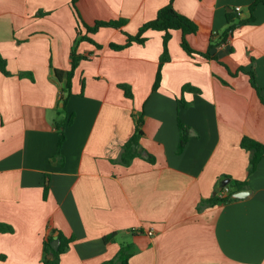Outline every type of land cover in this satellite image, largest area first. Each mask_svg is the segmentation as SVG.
<instances>
[{"label":"crops","instance_id":"0c3cea01","mask_svg":"<svg viewBox=\"0 0 264 264\" xmlns=\"http://www.w3.org/2000/svg\"><path fill=\"white\" fill-rule=\"evenodd\" d=\"M256 1L79 0L85 25L123 22L95 34L81 24L92 43L79 42L72 0H0L10 73L0 70V225L13 229L0 234V264H42L52 234L71 241L59 264H264V157L250 174L241 146L245 137L264 145V3L252 16ZM171 2L201 28L187 35L190 47L210 58L189 56L172 30L154 90L164 32L110 46L125 45ZM230 18L246 23L218 45ZM73 49L86 59L62 111L55 71L71 69ZM71 115L59 146L56 122ZM139 119L142 156L127 165L124 146ZM235 181L247 183L248 197L204 205Z\"/></svg>","mask_w":264,"mask_h":264},{"label":"trees","instance_id":"16d2710c","mask_svg":"<svg viewBox=\"0 0 264 264\" xmlns=\"http://www.w3.org/2000/svg\"><path fill=\"white\" fill-rule=\"evenodd\" d=\"M78 2H79V0H72V7L75 11L77 23H78L77 32H78V36H80L79 42L89 41V42L94 43L87 35H82L81 24H83V26L86 28V32H87L86 34H95L101 28H106V27L119 28L123 24V22L121 24L120 22H115V21L114 22H98L95 24V26L89 27V26L85 25L84 23H82L80 14L78 12V7H77ZM260 3H264V0H257L255 3H253L250 6L249 10H250L252 16H253V13H254L256 7ZM231 22L232 21L230 18L229 23L231 25L228 27L227 31L221 36V39H220V42L218 43V45L224 43L227 40L231 31H234L237 27L246 23L245 21L239 22L237 24H232ZM148 30L164 32V34H165L164 42H163L164 43L163 44L164 45V52H163L161 59H160V67L158 70L154 90L158 89V87L160 86L162 66L165 63L170 61V55L168 52V43H169L170 38H171L170 32L172 30H180L182 32V34H183L182 48L189 56H192L194 54H200L207 59L210 58L209 53H199L190 47V45L187 41V35L197 34L198 32L201 31V28L196 23H194L193 21L188 19L187 17L178 13L173 7V2H171L168 6L162 8L160 10L154 21L144 24L140 28L137 35H134V36L127 35L128 40H127V43L125 45L118 46L115 44H111L110 47L115 51H121V50H124V49L130 47L133 43L144 45L146 40H147L144 37V34ZM97 47H99V45ZM213 47L214 46L212 44L211 48H213ZM84 59H86V58L84 56L79 55L77 53L76 49H73L71 52V56H70L71 69L67 73L62 72V71H58V70L55 71V76H56V79L58 80V82L65 84L64 88L62 89V92L64 94H66V98L63 100L64 107H63L62 111L66 110L65 108H66L67 99L72 95V81L74 78L75 70L77 69L79 63ZM0 70L5 76H10V73L6 70V61L1 56H0ZM241 71L249 74L250 83H251L252 87L260 95L261 89L258 87V85L255 81V76H254L253 72H246L243 68L241 69ZM119 87L124 91L126 97H128V98L133 97L131 89L128 86L119 85ZM185 92L186 93H193V92H195V89L192 87H186V88H184V93ZM179 101L182 103V105L185 108H187L189 106V104L187 102H185L183 98H180ZM73 121H74V116L71 115L67 119L61 118L56 122V127H57V130L59 132V146H61L65 140L64 129L66 128V126L71 125L73 123ZM180 129H181L180 148H184L188 142V139H189V129L187 127H185L184 125H181ZM143 135H144V133L142 130V121L139 119L136 122V131H135L133 137L124 146V153L122 155V162L123 163L128 165V164H130V162L134 158L142 156L138 152V150L141 147L140 140L143 137ZM241 146H242V148L248 150L251 154L249 173L252 174L253 172L256 171L260 160L264 157V145H262L256 141H253L250 138L245 137L242 140ZM149 159L153 162L152 157H149ZM46 184H48V182H46ZM246 186H247L246 182L235 181L230 185V187H231V189H229L230 193L226 197H217L216 196V197L212 198L211 200L207 201L204 205L205 206H215V205H218L221 203H228V202L238 200V199L234 198L233 195L235 193H237V191L240 192L241 190L245 189ZM201 208L202 207H200V209ZM1 233H13V229L9 226L0 225V234ZM58 237H59V240L61 241V246L59 247V249L57 251H54L52 246H51V243L54 239V235L52 234L49 236L48 241H47L46 246H45V258H44L42 264H59L61 255L64 254L68 250V246H69L71 241L65 240L61 234H58ZM51 254H53V256H54L53 259L49 258V255H51Z\"/></svg>","mask_w":264,"mask_h":264},{"label":"water","instance_id":"95a60500","mask_svg":"<svg viewBox=\"0 0 264 264\" xmlns=\"http://www.w3.org/2000/svg\"><path fill=\"white\" fill-rule=\"evenodd\" d=\"M251 191H240V192H237L233 195L234 198H237V199H244L246 197H248V195H250ZM60 240L55 237L53 242L51 243V246L53 248L54 251H57L59 249V245H60ZM53 254H51L49 256L50 259H53Z\"/></svg>","mask_w":264,"mask_h":264},{"label":"built area","instance_id":"2783aa9c","mask_svg":"<svg viewBox=\"0 0 264 264\" xmlns=\"http://www.w3.org/2000/svg\"><path fill=\"white\" fill-rule=\"evenodd\" d=\"M236 12H237L239 15H241V9H240V8H237V9H236ZM226 192H228V188L226 189ZM148 234H149V235H152V232H149Z\"/></svg>","mask_w":264,"mask_h":264}]
</instances>
